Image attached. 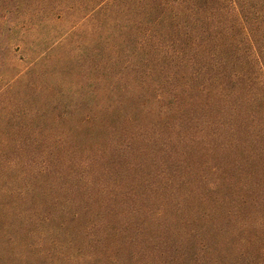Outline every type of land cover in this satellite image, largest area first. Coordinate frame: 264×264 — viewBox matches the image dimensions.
<instances>
[{
    "label": "trees",
    "instance_id": "obj_1",
    "mask_svg": "<svg viewBox=\"0 0 264 264\" xmlns=\"http://www.w3.org/2000/svg\"><path fill=\"white\" fill-rule=\"evenodd\" d=\"M1 61L3 207L122 237L192 187L196 264H264V0H0Z\"/></svg>",
    "mask_w": 264,
    "mask_h": 264
},
{
    "label": "rangeland",
    "instance_id": "obj_2",
    "mask_svg": "<svg viewBox=\"0 0 264 264\" xmlns=\"http://www.w3.org/2000/svg\"><path fill=\"white\" fill-rule=\"evenodd\" d=\"M67 28L68 25L65 24L59 29ZM42 35L30 34L27 41L36 45ZM33 58L30 57L31 60ZM3 71L5 67L1 61L0 87L3 86ZM8 73L10 75L12 72ZM210 164L205 162L201 174L211 180L218 179L210 174ZM184 166L186 163H183V168ZM174 187V193L167 190L166 197H157L149 206H142L143 213L136 218L137 228L132 229L129 235L92 240L72 239L69 230L59 226L57 222L36 223L31 226L25 222L29 216L27 210L3 207L1 198L0 264H196V253L190 247L192 239L189 234L184 233L204 227L201 225L206 223L204 220H214L213 217H217L218 213L209 202L201 200L198 192L196 199L194 195L190 196L192 187ZM210 188H202L204 197L206 193L211 194ZM212 195L215 197V194ZM162 211L163 214L159 216L157 213ZM190 211H195V217L189 216ZM205 238L214 242V237ZM236 238L230 235L228 242ZM216 239L224 240L225 235L219 234ZM259 254H249L250 258L246 262L257 261ZM240 262L242 260H239V264Z\"/></svg>",
    "mask_w": 264,
    "mask_h": 264
}]
</instances>
